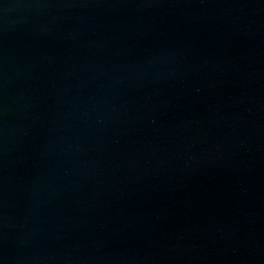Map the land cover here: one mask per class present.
Listing matches in <instances>:
<instances>
[{
	"label": "water",
	"instance_id": "95a60500",
	"mask_svg": "<svg viewBox=\"0 0 264 264\" xmlns=\"http://www.w3.org/2000/svg\"><path fill=\"white\" fill-rule=\"evenodd\" d=\"M0 264H264V0H0Z\"/></svg>",
	"mask_w": 264,
	"mask_h": 264
}]
</instances>
